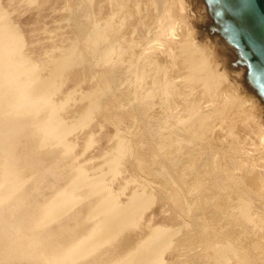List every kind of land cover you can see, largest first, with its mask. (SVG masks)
I'll list each match as a JSON object with an SVG mask.
<instances>
[{
    "label": "bare ground",
    "instance_id": "1",
    "mask_svg": "<svg viewBox=\"0 0 264 264\" xmlns=\"http://www.w3.org/2000/svg\"><path fill=\"white\" fill-rule=\"evenodd\" d=\"M50 1L0 0V224L14 209L16 233L38 238L14 254L23 264H264L263 44L228 52L232 73L208 35L167 31L158 52L152 35L184 0H63L46 43L45 29L16 26ZM253 9L224 15L237 29ZM108 121L115 131L99 133Z\"/></svg>",
    "mask_w": 264,
    "mask_h": 264
},
{
    "label": "rangeland",
    "instance_id": "2",
    "mask_svg": "<svg viewBox=\"0 0 264 264\" xmlns=\"http://www.w3.org/2000/svg\"><path fill=\"white\" fill-rule=\"evenodd\" d=\"M176 1L177 0H171L170 2H172L171 4H175ZM227 1L228 0H226V1L225 0H184L185 9H184V11L182 12L181 15H180V13L178 14V13H176L174 11H173L174 12L173 13V12H171L172 11L171 9L170 10L168 9L166 11L167 13L165 12L164 19H162V20H164L163 21V24H162V22L158 23V26L156 28V31H154V34L152 35V38L151 39L154 38V40H151V44H156V43L158 44L160 42L159 43L160 45H158L159 47L156 46V48H160L162 50V47H166L165 46L166 43H167L166 42L167 41L166 38L169 37L170 31H171V37H172V39L174 38V41L180 40V37H181V39H182V37H185V35H182V34H186V35L193 34V35H196V36H199V37H201V36L203 37L205 35H208V36H210L213 39V42L210 45V47L213 46L212 47V50H214V52L216 51V53L219 51V53H217L218 54L217 55L218 61L221 62V64L223 66L228 67L230 65L226 69H228V70H231L232 69L230 71V73H232L233 67L231 66V64H227V61L226 60L224 61V56L228 60V57H227L228 54H229L228 52H233L234 51L235 53H242V52H244V51H241L243 49V50H245L244 54L247 53L249 56H253V54H255V53H251V52H254L255 51L256 47L253 48L254 46H257L259 48V49L257 48V51H255V52H260L262 50L263 46H264V39H263L264 36H261V35L264 34V31L262 30L263 31L262 34H260V32L257 31V29L259 28L258 21H261V23L263 24V27H264V14H262V13H264V11L262 12V10H264L263 9L264 8V3H263V6H261L263 8H261V7L260 8L259 7L257 8V7H255L254 0H250V2H246V1H249V0H245V1L239 0L238 2L233 1L232 3L230 1H228V2H230V3H228ZM226 2H227V4H226ZM236 3H237V5H236ZM218 4L220 5V7H219ZM252 5H254V7H252ZM203 6H208L211 9V14L208 16L209 19L205 16L204 10L202 8ZM232 6H233V8H232ZM46 7H47V9H31V10H28L23 16H21L16 21V26L19 27V29L22 30V31H24V32H26V30L28 32L29 31L28 29L31 28V27H38L39 29H45L46 30V33H42V34L39 35L40 38H41V40L43 42H45V43L48 40L49 33L51 31H53L57 27L58 23L63 18V0H51ZM240 7L243 9V11L246 10L247 7L248 8H254V9L257 10V11H254V9H253V12L254 13L252 12V16H253V14H255V16L253 17L254 18V21L251 18L252 24L255 23L256 25L255 24L252 25L251 23H248L249 25H247V26H243L242 25V27H238L237 29L234 28V27L231 28V24H232L231 19L227 18L224 14H226V13L233 14V16H235V18L232 19V20H235L236 19V21H237V20H239L238 17L241 18L242 17L241 13H243V11H242V9ZM230 8H232V10H230ZM224 9H226V10H224ZM238 9L241 11V13L238 12L239 11ZM197 11H198V13H197ZM44 13L46 15H44ZM238 13H240V14H238ZM257 14H258V17H257ZM174 15H176V16L179 15V16H177V17L175 16L174 17ZM171 16H173V19H172ZM200 16L202 17V19L200 18ZM221 16H222V18H221ZM255 17H256V19H255ZM165 18L167 19L166 21H165ZM203 18H204V20H207L208 19L210 22H207V21L204 22ZM257 18H259V19H257ZM165 22H166V26H165ZM220 22H222V23H220ZM181 23H182V25H181ZM160 25H162V26L164 25L162 27L163 29L160 28L161 27ZM158 27H159L160 30L158 29ZM246 27H247V30H246ZM250 27H252V29ZM231 30H232V32H234V34L231 32ZM242 30L244 31L243 32L244 35L242 33ZM253 30H254V32L257 31L256 32L257 34L256 33L254 34ZM167 31L169 32L168 33L169 35L167 33H165ZM194 31H196V32H194ZM251 31H252V33H251ZM155 32H158V33H155ZM159 32L162 34V36H160V38L158 37L160 35ZM172 32H173V36L174 37L172 36ZM155 34H156L157 39L159 38L158 40H155L156 39V37H154ZM240 34L243 35V36H241ZM259 34H260V36H259ZM180 35H182V36H180ZM239 35H240L241 38L239 37ZM163 36H164V38H163ZM176 36H178V37H176ZM251 36L253 37L252 39H251ZM257 36H259V37L256 38ZM260 37H262V38L259 39ZM214 38H219L220 42L222 41V44L221 45L217 44V42L214 41ZM162 39H163V41H162ZM165 39H166V41H165ZM223 39L225 41H223ZM241 39H244L245 41H243ZM240 40L243 41V43ZM251 40L252 41L253 40H256V41L248 42V41H251ZM259 40H262V43L261 44H260L261 41H259ZM257 41H258L257 44L258 45L260 44L261 48L258 45H255ZM161 42H163V43H161ZM151 44H149V45H151ZM245 44H247V46ZM262 44H263V46H262ZM237 47H238V49H237ZM250 47L253 48L254 50L252 49L253 50L252 51ZM235 48L237 50H235ZM163 49H165V48H163ZM239 49H241V50H239ZM248 50L251 51V52H249ZM163 51L164 50H162V51L158 50V52H160V53L163 52ZM219 54H221L222 56L219 55ZM232 54H234V53H232ZM234 55H233V57H234L233 59H236V57H238V55L237 54H236V56H234ZM222 58H223V60H222ZM263 65H264V63H263ZM257 71L256 72L258 73V75H260L261 73L264 74V71H262V70H261L262 72L259 71V69ZM259 72H260V74H259ZM228 73H229V71H228ZM192 94H193V96L194 95L195 96H200V95H202V92L201 91L199 92L198 88H195V90L192 91ZM211 99H210L211 101L209 100L211 103L218 104L217 103V100L218 99L216 98V96H212ZM219 104H220V102H219ZM4 112L5 111H1L0 110V115L2 113H4ZM99 120L100 121H103L101 119H99ZM109 123H110L109 121L108 122H105V126L106 127L104 126V129L103 130L99 128L98 129V132L101 133V134H103V133H105L108 130L109 133H113L115 131V127L112 125V122L110 123V125H108ZM3 125H4V122L0 125V133H1V129L3 128ZM81 158L83 159V157H81ZM50 162H51V165L54 163V158L53 157L50 158ZM39 166H40V163L37 164V167H39ZM45 166L49 167L48 162H45ZM23 210H25V209H22V211ZM156 210H157V212H156ZM156 210H155V213H154L153 218H152V215H151L150 216L151 218H148L147 219V220H149V222L152 225H155V226L156 225H159V224H162V222H163V219L159 217L158 208ZM13 212L15 213L14 209H9L8 211L5 212V215H6L5 218L7 220H11V223H3V224L1 223L0 224V233L1 232L2 233L5 232V234H6L5 238L2 241H0V264H23L25 262L24 261V258H22L20 256H17L16 254H14L15 246L17 244H19L18 243L19 241H24V244L25 245L26 244L31 245V244H33L35 242L36 239H38L36 236L29 235V232H26V228L25 229L22 228L21 230L19 229V231H20L19 233L20 234H17L16 233V231L14 230V225L16 224V222H15L14 219H12L13 216H10L11 214H13ZM21 212H18V215L19 214H22ZM19 218H20V215H19ZM18 221H19V219L17 220V223H18ZM55 229H56V226H54L51 230H49L48 234L49 233H52V231L55 230ZM48 234L45 233V232H43V233H40V235H39V236L45 237L43 239V241L46 244L47 243H50V238L51 237L49 238L48 237ZM61 234L63 235V232H61Z\"/></svg>",
    "mask_w": 264,
    "mask_h": 264
}]
</instances>
